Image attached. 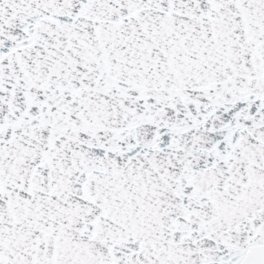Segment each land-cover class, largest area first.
Returning <instances> with one entry per match:
<instances>
[{
  "label": "snow or ice",
  "instance_id": "snow-or-ice-1",
  "mask_svg": "<svg viewBox=\"0 0 264 264\" xmlns=\"http://www.w3.org/2000/svg\"><path fill=\"white\" fill-rule=\"evenodd\" d=\"M0 264H264V0H0Z\"/></svg>",
  "mask_w": 264,
  "mask_h": 264
}]
</instances>
